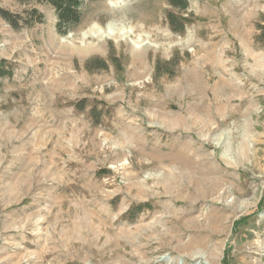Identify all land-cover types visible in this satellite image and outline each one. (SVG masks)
<instances>
[{"label": "rangeland", "instance_id": "rangeland-1", "mask_svg": "<svg viewBox=\"0 0 264 264\" xmlns=\"http://www.w3.org/2000/svg\"><path fill=\"white\" fill-rule=\"evenodd\" d=\"M123 1L0 0V264H264V0Z\"/></svg>", "mask_w": 264, "mask_h": 264}, {"label": "trees", "instance_id": "trees-1", "mask_svg": "<svg viewBox=\"0 0 264 264\" xmlns=\"http://www.w3.org/2000/svg\"><path fill=\"white\" fill-rule=\"evenodd\" d=\"M19 2L34 1L36 3L47 4L54 10L56 16L55 28L57 33L65 35L68 29L76 25L81 17L80 4L82 0H17ZM95 1V0H88ZM168 5L172 9L185 10L187 8V0H166ZM0 17L5 20L12 28L18 29L19 22H22L23 26H29L33 23L42 22L43 16L35 9L25 12V17L12 14L8 11L0 9ZM169 28L174 33H182L185 24L189 23L188 19L177 17L172 11H168L166 14ZM257 29L259 30L256 36V41L264 46V23L258 24ZM13 74V67L9 61L0 60V79L9 78ZM80 109H84V105H79ZM95 108L91 107L90 114L95 116ZM99 115V112L97 116ZM98 119V117H97ZM137 211V210H136ZM129 213V211L127 212Z\"/></svg>", "mask_w": 264, "mask_h": 264}, {"label": "bare ground", "instance_id": "bare-ground-1", "mask_svg": "<svg viewBox=\"0 0 264 264\" xmlns=\"http://www.w3.org/2000/svg\"><path fill=\"white\" fill-rule=\"evenodd\" d=\"M108 1L111 7L123 4L124 2L123 0H108ZM131 34H132V29L126 30L123 27L117 28L114 22H109L104 28L94 23L92 26L88 28L86 32L83 33V37L91 36L96 40H102L105 38H114L116 35H119L121 40H127V38ZM132 45L136 46L135 43H132Z\"/></svg>", "mask_w": 264, "mask_h": 264}]
</instances>
